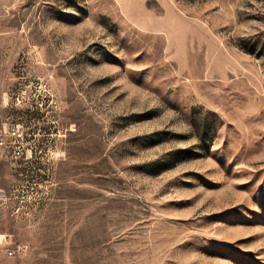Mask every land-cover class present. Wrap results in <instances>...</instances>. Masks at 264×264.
Listing matches in <instances>:
<instances>
[{"label":"rangeland","instance_id":"obj_1","mask_svg":"<svg viewBox=\"0 0 264 264\" xmlns=\"http://www.w3.org/2000/svg\"><path fill=\"white\" fill-rule=\"evenodd\" d=\"M11 120L0 264H264V0H0Z\"/></svg>","mask_w":264,"mask_h":264},{"label":"built area","instance_id":"obj_2","mask_svg":"<svg viewBox=\"0 0 264 264\" xmlns=\"http://www.w3.org/2000/svg\"><path fill=\"white\" fill-rule=\"evenodd\" d=\"M23 132L20 125L15 121H8L0 129V146L2 147L6 159L16 169H21L27 160L34 158V148H27L22 141ZM28 246L24 243H17L8 250L9 256H16L27 251Z\"/></svg>","mask_w":264,"mask_h":264}]
</instances>
